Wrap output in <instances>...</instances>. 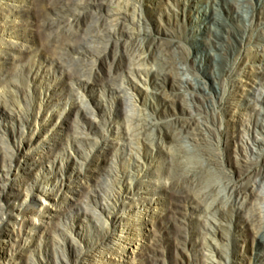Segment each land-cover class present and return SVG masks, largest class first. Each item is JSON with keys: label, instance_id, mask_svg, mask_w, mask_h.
I'll use <instances>...</instances> for the list:
<instances>
[{"label": "bare ground", "instance_id": "6f19581e", "mask_svg": "<svg viewBox=\"0 0 264 264\" xmlns=\"http://www.w3.org/2000/svg\"><path fill=\"white\" fill-rule=\"evenodd\" d=\"M235 1L252 16L250 0ZM38 2L0 0V78L9 82L0 99L18 112L12 133L0 123V263L264 264V136L254 150L246 135L264 131V31L249 45L255 19L236 33L222 11L210 17L223 25L196 49L212 53L209 89L205 65H185L180 43L140 41L146 28L132 0H41V42ZM189 69L198 75H183ZM152 86L167 94L161 109L148 106ZM81 90L100 97L92 93L93 103Z\"/></svg>", "mask_w": 264, "mask_h": 264}, {"label": "rangeland", "instance_id": "374dc122", "mask_svg": "<svg viewBox=\"0 0 264 264\" xmlns=\"http://www.w3.org/2000/svg\"><path fill=\"white\" fill-rule=\"evenodd\" d=\"M9 1V0H8ZM135 4H137L138 8V18L141 17L142 19V26L146 28V32L144 33V38L140 41H143L144 43H151L153 45L159 44L160 42H164V44H176L180 43L183 47V51L185 54V59H182L185 65L192 66L195 65L196 62L202 63L205 65L206 72L202 73L200 77H202L205 81L208 82L209 89H213L212 87V78L208 75L211 71L209 68L210 63L212 62V53L209 54H203V55H197L196 49L199 47H202L204 44V39L200 42V36L205 35L207 40H212L210 35V31L208 29L210 27H215L217 25H223L222 23H216L213 20H211L210 17H212L215 14V10L222 11L223 15L227 18L229 23V28L233 30V32L241 33L244 28L249 26L252 20L255 19V24L252 26V42L249 43L250 46H256L257 35L264 31V24L259 23L258 17L263 16L264 17V0H250V5L248 8L252 11V16L249 18L246 17L245 13L247 11H244L241 7L238 6L237 1H226V0H132ZM34 3H31L33 5ZM34 9L36 11L35 19L37 20V34H38V41L44 40L46 33V28L42 25L40 22L44 18V10L43 5L41 3V0H39L36 7L34 6ZM20 19V18H19ZM140 39V38H139ZM30 44V43H28ZM227 44V43H226ZM226 48L228 45L225 46ZM263 46L260 45V49H262ZM224 53V52H223ZM225 54V53H224ZM238 56H241L240 53H238ZM238 60H241V57H238ZM154 67H156V64H152ZM221 69V67H220ZM183 75H190L193 77H196L198 75L193 70H187L183 72ZM237 73L234 72L231 68L226 69L223 72V76L225 78V81L228 84H231L232 79L236 77ZM131 78L134 79V76L132 75ZM19 82L21 87H27L28 82L24 78L23 75L19 76ZM8 80L5 77L0 78V89L6 87L8 85ZM220 88H222L221 84H218ZM141 86V85H140ZM142 87V86H141ZM144 88V87H143ZM93 94L97 95V97H100V91L96 90L95 92L90 90H81L79 92L80 97L89 99L93 103H96V97H94ZM151 94L148 96V106L151 109L152 106H155L157 109H161L162 100L167 98V94L164 92L157 91L156 88L153 86L151 87ZM248 97H251L250 94H247ZM227 98L225 97L222 101L218 103V113L222 114L224 112L225 104H226ZM82 108L85 111V113L92 115V117L95 120V123H98L102 119V113L100 111H97V114H92L91 112H88L85 110V104H82ZM18 113L16 106L12 102H8V104H5L2 102V99H0V123L7 127V131L11 133L17 128V123L12 121L11 115ZM88 116V115H87ZM154 116V115H153ZM258 117L264 118V112L259 114ZM79 118H83L84 116L79 114ZM171 117H168L170 119ZM90 119V117H89ZM62 118H55V121L61 122ZM166 121V118H165ZM160 122L162 126H167L166 122ZM110 127L114 128L118 124L115 120H110ZM69 124V121H67V126ZM222 126V135L224 136V141H226L227 132H228V126L225 123L221 122ZM101 130L104 129V126H100ZM70 130V126L67 127ZM33 131H37V133L40 130H37L36 128L33 129ZM71 135L78 134L79 131H76L75 129L70 130ZM3 132V131H0ZM52 134L57 139H62L64 136L62 129H55L52 131ZM98 132L95 130H92L91 136H96ZM247 137H249V143L253 147V149H257V145L253 143V139L259 137V140L262 139L264 136V131L261 130V128L255 129L253 131L248 132ZM81 145V144H80ZM224 146H226L224 144ZM83 149L85 150V146H83ZM87 147V145H86ZM69 152L72 154L74 159L79 160V165H81L82 156H78L76 151L69 147L67 148ZM41 150L40 147H35L32 151L33 158L36 160L41 161ZM59 161L62 162V158L59 157ZM146 176H140L142 180L145 179ZM82 180V179H81ZM77 182H73L75 184ZM221 190L222 195H227V190L225 185H223ZM260 193L264 196V186L260 189ZM163 194V192H162ZM159 194L158 197L160 206H163V204L168 203V198L165 195ZM145 195H149L148 193H145ZM59 204L63 205V201H61ZM261 204L264 208V200H261ZM54 209H57L60 205H54L51 204ZM89 210L93 209L92 207H87ZM194 220L197 221V217H193ZM94 225V224H93ZM60 226L62 228H65L66 226L64 224L60 223ZM155 228L159 226V223H154ZM193 228L196 229V231L199 229V225L197 223L193 224ZM94 230V229H93ZM6 240L0 239V253H3L6 250ZM174 252L171 253V255L168 257L169 261L172 262ZM41 257L42 255L39 254ZM1 261L3 263L0 264H8L7 260H3L1 258ZM147 264V263H146Z\"/></svg>", "mask_w": 264, "mask_h": 264}]
</instances>
